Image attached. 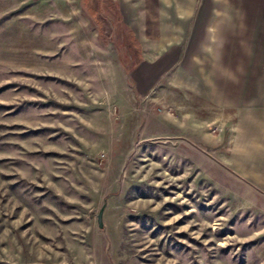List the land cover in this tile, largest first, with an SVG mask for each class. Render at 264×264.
Here are the masks:
<instances>
[{"label":"rangeland","instance_id":"374dc122","mask_svg":"<svg viewBox=\"0 0 264 264\" xmlns=\"http://www.w3.org/2000/svg\"><path fill=\"white\" fill-rule=\"evenodd\" d=\"M149 10L0 0V264H264V91L161 66Z\"/></svg>","mask_w":264,"mask_h":264},{"label":"crops","instance_id":"0c3cea01","mask_svg":"<svg viewBox=\"0 0 264 264\" xmlns=\"http://www.w3.org/2000/svg\"><path fill=\"white\" fill-rule=\"evenodd\" d=\"M149 4L145 20L160 28L155 39L161 66L174 64L178 73L187 75L240 76L235 87L224 91H264V0H149ZM248 76L262 78L253 77L250 83ZM257 101L239 112L244 117L240 121L251 124L247 131H253L256 140L252 152L240 154L238 171L251 185L264 188L263 95Z\"/></svg>","mask_w":264,"mask_h":264}]
</instances>
